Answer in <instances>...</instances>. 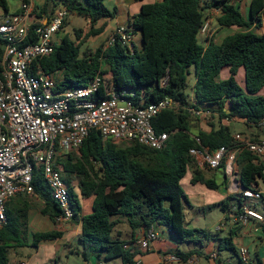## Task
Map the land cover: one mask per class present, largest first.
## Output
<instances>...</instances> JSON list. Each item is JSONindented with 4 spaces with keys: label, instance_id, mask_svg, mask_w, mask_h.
Returning a JSON list of instances; mask_svg holds the SVG:
<instances>
[{
    "label": "trees",
    "instance_id": "16d2710c",
    "mask_svg": "<svg viewBox=\"0 0 264 264\" xmlns=\"http://www.w3.org/2000/svg\"><path fill=\"white\" fill-rule=\"evenodd\" d=\"M0 8L1 17L20 13V9L11 13L8 0H0ZM62 8L86 18L90 30L80 43L65 35L54 52L40 60L58 90L85 87L98 73L105 76L110 72L117 90L136 91L144 96L145 105L165 99L187 105L189 99L184 89L189 68L193 66L196 76L193 94L197 104L218 115L210 128L194 131L187 111L177 113L166 109L153 120L158 132L170 134L167 147L162 150L138 143H117L92 131L78 152L68 153L59 160V170L72 198V222L81 226L79 241L84 248L83 258L89 261L90 255L96 254L104 255L105 261L118 258L121 264H136L141 252L126 246L134 244L141 231L156 226L168 228L178 243L193 241L195 230L185 226L187 197L182 180L192 171V184L201 183L212 190L218 189V184L194 169L190 150L200 146L197 139L210 150L231 146L234 134L227 124L229 119L257 129L264 122V33L258 31L264 27V0H249L248 16L233 0H151L142 5L130 25L134 33L139 31L142 36V51L135 46L133 55L119 42L83 55L84 42L105 30L106 25L96 27L97 24L115 15L104 0H45L34 13L50 21ZM208 9L219 10L218 25L235 32L219 38L218 34L214 35L204 46L199 35ZM65 24L64 20L62 27ZM75 33L80 39L82 31ZM4 48L5 41L0 38V77ZM105 65L108 69H104ZM225 69H228L226 78ZM259 138L256 135L250 139ZM236 164L242 190L254 189L264 181V162L253 153L240 150ZM33 186L32 196L18 195L7 204V223L0 231V264H8L10 248L27 244L30 210L39 208L53 223L62 215L41 169L34 172ZM32 197H37L39 203ZM80 198L93 199L91 213L82 215ZM165 200H169V210L164 206ZM231 200H235V206ZM242 202L238 194L218 206L224 212L231 206L240 211ZM120 218H126L132 229L130 241L114 238ZM239 227L232 228L229 236L212 237L218 242V252L237 254L233 234ZM261 230L264 232V223ZM62 237L63 232L57 230L34 233L33 244L38 246L41 241ZM176 254L188 260L194 253L178 250Z\"/></svg>",
    "mask_w": 264,
    "mask_h": 264
},
{
    "label": "built area",
    "instance_id": "2783aa9c",
    "mask_svg": "<svg viewBox=\"0 0 264 264\" xmlns=\"http://www.w3.org/2000/svg\"><path fill=\"white\" fill-rule=\"evenodd\" d=\"M243 1L233 0V3L239 5ZM66 14V9L62 8L50 21L38 18L31 3L24 0L20 13L4 16L0 22V38L5 41L0 77V231L7 223L8 202L18 195L34 194L33 175L37 169L42 170L52 198L62 210L57 223L73 221L71 194L58 163L66 154L78 152L92 131L98 132L103 139L162 150L167 147L170 134L158 132L153 125L162 111L172 109L179 113L185 110L190 116L204 119L212 114L205 106L198 105L195 97H191L187 105L170 99L145 105L143 95L131 89L117 90L112 79L107 81L100 73L85 87L58 90L40 60L49 57L58 45L53 37L60 31ZM210 25L206 19L202 32L210 31ZM133 37L132 28L117 27L105 48L119 42L133 55ZM259 127L264 132V122ZM197 141L200 146L190 150L194 169L200 172L223 169L242 197L240 211L229 210V220L240 226L250 221L263 224L264 216L254 207V202L262 199L263 192L258 187L240 189L236 181V157L240 150H247L264 159V140H252L236 133L231 146L216 150ZM224 223L218 230L227 225ZM158 238V231L152 227L147 232L141 231L135 244L141 250H148ZM237 254L238 264H252L247 247H240ZM210 257L219 259L217 252ZM195 258L183 260L175 253H168L161 264H194ZM136 264L144 263L138 260Z\"/></svg>",
    "mask_w": 264,
    "mask_h": 264
},
{
    "label": "rangeland",
    "instance_id": "374dc122",
    "mask_svg": "<svg viewBox=\"0 0 264 264\" xmlns=\"http://www.w3.org/2000/svg\"><path fill=\"white\" fill-rule=\"evenodd\" d=\"M37 1V3H41L42 0H30ZM209 1V0H206ZM249 1V0H247ZM10 11L15 10L19 5V0H8ZM114 0H104V4L107 6V8L111 9L112 12H114L113 4ZM22 4V0H21ZM34 8V4L32 5ZM36 9V7L34 8ZM3 10L0 8V22L3 15ZM216 17V16H215ZM207 19V18H206ZM209 20V19H208ZM218 17L215 18V22L217 25ZM66 24L63 26L58 33H56L53 37V41L56 44H60L62 41V38L67 35L68 38L76 43H80L84 37L87 35V33L90 30V22L77 14L73 13H67L65 17ZM103 25V24H102ZM100 24H97L96 27L102 26ZM76 30H81V38L78 39L76 36ZM216 31V30H215ZM213 30H207L206 33H201L199 35V41L202 45H206L207 40L218 34L219 37H223L226 34H230L228 31H224L222 33V30H218L215 32ZM259 31V30H258ZM209 33V35H208ZM261 33V31L259 32ZM110 34H100L98 36H92L88 38L86 42L81 46V51L83 55H90L91 53L96 52L98 49H105V47L108 45V41L110 38ZM134 44L139 52L142 51V36L139 31H136L134 33L133 37ZM104 69H108L106 65L104 66ZM109 71V70H107ZM226 72H224V75ZM106 80L111 81L112 74L108 72L105 74ZM239 78H241L239 76ZM196 82V76H195V69L194 67L189 68V74L187 76V86L184 89V92L186 95H188V99H190L194 93V84ZM195 97V96H194ZM208 109V108H207ZM215 109V108H214ZM215 117V118H213ZM218 115H215V112L204 119V118H196L191 116L193 121V128L194 131H197L198 129H206L207 127L210 128V123L216 122ZM215 119V120H214ZM227 124L232 128L233 134L236 133H244L248 137H254L256 135H259V140H264V132L261 129L254 128H247L244 124H240L236 122L234 119H229L227 121ZM118 143V142H117ZM262 162H264V159H260ZM193 174L192 171H189L187 176L182 180V187L185 191L187 201L184 203V214H185V226L189 230H195L196 238L193 241L185 240L183 242L179 243V246L184 251H190V250H198L200 252L199 257L201 259V263H206V260L202 258V254H208L212 247L215 246L216 241L212 238L214 236L216 237H225L229 236V231L231 229V226L233 223L229 220L228 215L227 217L224 215V211L218 206V203H213L215 195L223 194L224 190L219 191H210L205 188V186L198 184L196 186H193V184L190 182V176ZM76 185V181L73 183ZM260 184L262 185L264 189V181H261ZM212 199V200H211ZM83 209L84 214H89L92 212V198H84L82 201H80ZM231 205L235 206V200H231ZM164 206L166 209L169 210V200H165ZM255 209L260 212L264 216V199L258 200L254 202ZM37 210V209H34ZM221 221L227 223V226L223 228V230H218L219 226L221 225ZM129 226L123 225L120 226L118 230L125 233L126 231H129ZM29 228V234L31 233V240L27 242V244L22 246H17L10 248L9 254H8V261L9 263H19V262H30V264H98V256L96 254H92L89 257V263L85 261L83 258L82 252L84 251V248L81 244V242L78 239L73 240L72 243V249L75 251L73 253H69L68 246L60 242L59 244L55 243V246H49L42 248L37 253L36 245L33 244V233L30 232ZM208 236L210 239H207ZM264 236V232L259 229L253 231L251 235L244 236V242L243 243H235L233 239V243L235 245V248L238 249L241 245L245 244L247 246L250 252V261L252 264H255L256 259V252L258 248L264 247V243H260L261 237ZM57 244V245H56ZM51 245V244H50ZM245 246V247H246ZM79 250V254L77 251ZM81 251V252H80ZM220 255L222 258L230 257L232 262L234 264L239 263V259L237 257V254H234L232 251H223L220 252ZM55 258V259H54ZM102 264H121L120 259H113L109 261H105L104 257L101 258Z\"/></svg>",
    "mask_w": 264,
    "mask_h": 264
},
{
    "label": "crops",
    "instance_id": "0c3cea01",
    "mask_svg": "<svg viewBox=\"0 0 264 264\" xmlns=\"http://www.w3.org/2000/svg\"><path fill=\"white\" fill-rule=\"evenodd\" d=\"M19 1L20 2H19L18 7L15 10L11 11V13H15L16 11H18L20 9L21 0H19ZM28 1L31 3L30 0H28ZM44 1L45 0H42V2L39 3V4L37 3V1H32L31 5L34 4L35 7H38V6L42 5V3ZM114 1H115L114 4H113V8H114V12H115L114 17L112 19L102 20V21H100L98 23L100 25H102V24L106 25L105 26V30L102 33V35L103 34H110L117 27H120V26L130 27V25H132L133 18L135 17V15H137L140 12V9H141L142 5L147 3V2H149V1H151V0H142V1H137V0H114ZM22 2H23V0H22ZM235 6H237L246 16H248V13H249V1L245 0V1L241 2L239 5H235ZM35 10L36 9H34V11ZM220 15H221V12L219 10H215V9L206 10V18L209 19V21L211 22V25H210L211 30H213V31L216 30L215 32H217L218 30L221 29L222 33L224 31H228L230 34L235 32V30L232 29V28L231 29L221 28L218 25V22H217V25H216L215 18L216 17H220ZM260 31H261V33H264V27H262L259 30V32ZM206 45H207V43H206ZM225 70L223 72H226V74L224 75V77L226 78L228 76V71H227L228 69H225ZM193 97L194 96H192V98ZM204 175L208 179L216 180V182L218 184V189L212 190V189L208 188L206 185L201 184V183L193 184V186L201 184V185L205 186V188L210 190V191L224 190L223 194H219L218 193V195H215L216 197H214L213 200L211 199L213 201V203H218L219 204L220 202L227 200L230 196L239 194L236 191L235 186L231 182V179L229 177H227L225 172H223L221 170H216V171L204 172ZM191 178H192V175L190 176V180H191ZM236 181H237L238 186H240L239 179H237ZM224 183H226V185H224ZM257 187H258L259 190H261L263 192L262 199H264V189H263L262 185L259 184V186H257ZM240 189H241V187H240ZM32 199L35 200V202L39 203V199L37 197H32ZM82 199L83 198H80V201H82ZM34 209H37V210H34ZM34 209L30 210L29 213H28V223H29V228L31 230L30 232H32L33 234L34 233L49 232V231H52V230H57V231L63 232V237L62 238H59L57 240H51V241H49V240L41 241L38 244V246H36L37 253L42 248L49 247V246H55L54 242H56L57 244L62 242L63 244H65L66 246L69 247L68 248L69 253L70 254L73 253L75 250L72 249V243L71 242L73 240H75V239L79 240V236H80V233H81L80 224H74L73 222L61 223V224H59L57 222L53 223L47 216L43 215L40 212L39 208H34ZM231 209H233V206H231V208L229 210H231ZM229 210L224 212V215L226 217L228 215ZM82 215H85V214L82 212ZM222 222L223 221H221V223ZM258 224L259 223H257V222L255 223L254 222L253 225L250 228H248V224L240 226L239 229L237 230V233L233 234L234 242L238 243V244L239 243H243L245 241L244 240V236L251 235L253 233V231L261 229V227H259ZM123 225L129 226L128 221H127L126 218H120L119 219V224L115 228L114 238H120V239H123L125 241H130L131 238H132V229L129 226V228H130L129 231H126L125 233H123L122 231L118 230L119 227L123 226ZM234 225L235 224H233L231 226V229L235 228ZM226 226L227 225L225 224V226H223V228H225ZM223 228L221 229V231L223 230ZM155 229L159 233V238H158V240H156L154 243L151 244V246H150V248L148 250L139 249L138 246L135 243L134 244L130 243V244L127 245L126 248H131L133 251L137 250L138 252H141V254H139L136 257L135 261L140 260L144 264H161L162 263V259L168 253H175L176 254L178 250H181V251L187 253V251H184V250H182L180 248L179 243L177 242V238L173 235V233L168 228H166L164 226H156ZM231 229L229 231V235L231 233ZM239 230H242V231L239 233ZM245 231H247V233H245ZM28 233H29V229H28ZM29 240H31V233L28 234V241ZM259 240H261L260 243H264V236H262L261 239H259ZM242 246L245 247L246 245L243 244L240 247H242ZM217 248H218V242H216L215 246L212 247L211 251L208 254H202V258H204L206 260V263L205 262L201 263V259L199 257L200 252L198 250H190L188 252H193L194 253L193 256L190 257V259L193 258V257L194 258L196 257L195 258L196 262L194 264H228V262L230 264H234L230 257L227 256L225 258H222L221 255H220V252H218ZM238 249H237V251H238ZM214 252L218 253L219 259H213V258L210 257V255L212 253H214ZM77 253L79 254V250L77 251ZM256 254H257L255 256L256 259H254L255 260V264H257V261L260 264H264V247L258 248ZM103 257H104V255L98 257V264H102L101 258H103ZM237 257H238V255H237ZM86 262L89 263V261H86ZM19 263H21V264H30V262H19Z\"/></svg>",
    "mask_w": 264,
    "mask_h": 264
},
{
    "label": "water",
    "instance_id": "95a60500",
    "mask_svg": "<svg viewBox=\"0 0 264 264\" xmlns=\"http://www.w3.org/2000/svg\"><path fill=\"white\" fill-rule=\"evenodd\" d=\"M253 223H254L253 221H250V222L248 223V228H250V227L253 225ZM237 226H240V224H235V225H234L235 228H236ZM258 226L262 228V224L259 223ZM241 231H242V230H239V233H240ZM245 233H247V231H245Z\"/></svg>",
    "mask_w": 264,
    "mask_h": 264
}]
</instances>
